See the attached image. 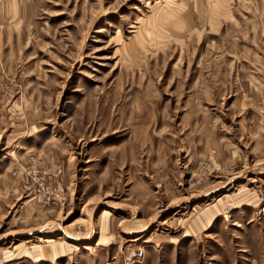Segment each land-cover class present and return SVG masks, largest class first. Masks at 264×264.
Returning a JSON list of instances; mask_svg holds the SVG:
<instances>
[{
	"label": "rangeland",
	"instance_id": "obj_1",
	"mask_svg": "<svg viewBox=\"0 0 264 264\" xmlns=\"http://www.w3.org/2000/svg\"><path fill=\"white\" fill-rule=\"evenodd\" d=\"M0 264H264V0H0Z\"/></svg>",
	"mask_w": 264,
	"mask_h": 264
},
{
	"label": "built area",
	"instance_id": "obj_2",
	"mask_svg": "<svg viewBox=\"0 0 264 264\" xmlns=\"http://www.w3.org/2000/svg\"><path fill=\"white\" fill-rule=\"evenodd\" d=\"M141 253H142V252H135L134 255H133V257H134L135 259H138V258L141 256Z\"/></svg>",
	"mask_w": 264,
	"mask_h": 264
}]
</instances>
